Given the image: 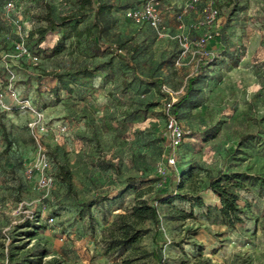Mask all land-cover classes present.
<instances>
[{
  "label": "rangeland",
  "instance_id": "obj_1",
  "mask_svg": "<svg viewBox=\"0 0 264 264\" xmlns=\"http://www.w3.org/2000/svg\"><path fill=\"white\" fill-rule=\"evenodd\" d=\"M9 1L15 8L7 15ZM148 1L160 15L158 29L127 17L130 8ZM99 3L112 5L117 21L99 44L98 31L72 37L60 55L36 60L30 33L46 25L37 17L60 21L86 14L85 28L93 25L95 9L83 10L78 0H0V264H264V0H220L214 24L206 17L209 0ZM63 33L55 26L41 47L52 48ZM210 35L221 52L196 86L199 106L182 110L187 137L176 166L162 176L170 153L167 95L173 100L185 93L204 53L200 42ZM22 40L32 57L16 51ZM97 66L104 69L73 84L74 93L53 92L54 75ZM41 101L39 119L27 105L40 108ZM30 122H36L35 133ZM43 154L49 162L44 171L38 169ZM177 166H195L179 192L217 204L221 199L208 188L211 176H255L240 199L244 223L232 228L215 211L192 208L187 200L155 202L160 226L138 223L143 233L137 242L109 250L113 223L133 206L138 191L84 214L82 204L114 197L129 179L142 198L152 199ZM65 171L71 186L62 180ZM43 173L51 178L47 185Z\"/></svg>",
  "mask_w": 264,
  "mask_h": 264
},
{
  "label": "trees",
  "instance_id": "obj_2",
  "mask_svg": "<svg viewBox=\"0 0 264 264\" xmlns=\"http://www.w3.org/2000/svg\"><path fill=\"white\" fill-rule=\"evenodd\" d=\"M97 1L98 0H78V3L83 10L88 8L95 9L93 25L87 26L85 28H82L81 24L85 22L87 18L86 14L64 17L60 21H57L51 15H41L37 17L39 22H43L46 25H43L30 33V38L34 40V50L36 51L34 56L39 57L42 54H47L52 57L58 56L66 50L67 41L72 37H77L79 39L83 38L85 35L95 37L96 31H98L96 38H98L99 41H97V43L99 44V42H101L102 35L105 32L110 31L116 25L117 21L112 15L113 6L108 3H99L96 5ZM140 6L132 8H137ZM55 26H59L64 30L63 36L52 48L43 49L41 45L46 42L47 37L50 35ZM146 26L153 29V27L150 25L139 27ZM220 38L221 36L216 37L215 39L219 40ZM209 42L210 41L205 44L204 53L198 62L197 75L191 77L188 80L185 93L178 96L175 101H172V97L167 95L166 105L171 102V113L174 114L180 121H182V110L184 108H196L199 106L197 103L199 90L196 89V86L200 84V78L206 75L207 70L214 66V57L221 52L219 48L216 47V42ZM29 50L31 51V49ZM102 50H104V47ZM211 51H214V53L210 55ZM103 69L104 66H97L94 69H81L74 75H54V80L58 81V85L54 88L53 92L56 95H59L61 91H66L72 94L74 93L72 88L73 84H78L83 80H92L95 78V74L99 71H102ZM155 84L161 91L163 82L157 80ZM40 103L42 106H40L39 109L44 110L45 108L43 106H45V104L42 101ZM165 114L166 117H168L167 112H165ZM4 133H7L6 130H4ZM186 137L187 135L185 133V139ZM184 141L182 142L179 151L182 149ZM11 147L12 141L7 138L6 151H8ZM193 168H195V166H191L190 170H183L181 167L177 166V172L172 173L169 178L168 185L165 188L159 189L152 199L142 198L137 183L132 182L133 180L129 179L127 180L124 189L117 195L112 198H108L105 195L96 196L95 198L84 202L80 212L81 214L89 212L92 208L102 205L106 201L116 200L120 197H123L131 190L138 191V198L133 206L127 212L118 214L113 223L111 228V236H115V238L109 243V250H113L115 248L125 249L137 242L138 236H141L143 233L142 229L136 227L138 223L151 220L155 226H160L161 214L158 205L155 202H159L161 204H171L177 199L187 200L191 203L192 208L200 207L205 208L209 212L215 211L217 215L232 228H236L237 224L244 223V218L242 215L245 213V210L240 199L242 192L247 191L249 188L248 182H252L254 184L255 176L241 172H220L217 175L211 176L209 178L208 188L211 189L221 199L220 205H214L206 202L203 196L199 194L190 196L188 194H182L179 192L183 188L186 178L192 176ZM61 177L62 180L68 183L69 186L72 185L71 174L69 171L63 172ZM193 214L194 213L192 212L191 215ZM28 223L31 222L29 221ZM41 227L42 226H38V228ZM157 262L161 263V260L157 259Z\"/></svg>",
  "mask_w": 264,
  "mask_h": 264
},
{
  "label": "built area",
  "instance_id": "obj_3",
  "mask_svg": "<svg viewBox=\"0 0 264 264\" xmlns=\"http://www.w3.org/2000/svg\"><path fill=\"white\" fill-rule=\"evenodd\" d=\"M186 3L192 4V5H198L201 0H184ZM220 0H209V7L206 11L207 13V20L210 24H214L217 22L219 16H220V10L218 7ZM15 4L13 1H9L6 3L4 7V11L9 15L11 12L14 11ZM127 17L137 26H144V25H150L151 27L158 29L160 24V15L155 7V4L151 1H148L137 8H131L127 11ZM18 27L20 30H22V26L20 25V22L18 21ZM218 37V36H217ZM214 37L212 35L208 36L207 38L203 39L200 42L201 47H205V44L212 40ZM16 51L19 52L22 55H28L32 57V53L29 50L27 44L25 41H19L16 44L15 47ZM34 59L38 60V57L34 56ZM176 98H174L172 101H175ZM29 110L33 112L36 116L39 117V119H42L44 116V113L39 108H36L34 106H31L30 104L27 105ZM171 102L168 103L165 107V111L168 114L167 119V127H166V136L169 141V148L170 153L167 156V160L165 164L160 166V172L162 176H167L169 173V168L175 167L177 164L178 156H179V148L182 144V142L185 139V130L183 128V125L181 124V121L171 113ZM36 128V122H30V129L33 133H35ZM45 128V125H42V129ZM49 166V162L46 158V155L43 154L41 156V164L38 166V169H41L44 171ZM33 171V170H31ZM51 181V178L49 176L44 175L42 177V184L47 185ZM54 219V218H51Z\"/></svg>",
  "mask_w": 264,
  "mask_h": 264
},
{
  "label": "crops",
  "instance_id": "obj_4",
  "mask_svg": "<svg viewBox=\"0 0 264 264\" xmlns=\"http://www.w3.org/2000/svg\"><path fill=\"white\" fill-rule=\"evenodd\" d=\"M209 203H211V204H214V205H220V204H217V202H215V201H210Z\"/></svg>",
  "mask_w": 264,
  "mask_h": 264
}]
</instances>
